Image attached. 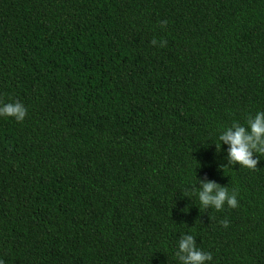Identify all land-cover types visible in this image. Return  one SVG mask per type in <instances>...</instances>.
<instances>
[{"label":"trees","instance_id":"trees-1","mask_svg":"<svg viewBox=\"0 0 264 264\" xmlns=\"http://www.w3.org/2000/svg\"><path fill=\"white\" fill-rule=\"evenodd\" d=\"M15 101L3 264H181L189 234L206 264H264V154L249 170L216 148L264 112V0H0V102ZM205 178L238 207L205 209Z\"/></svg>","mask_w":264,"mask_h":264},{"label":"clouds","instance_id":"clouds-1","mask_svg":"<svg viewBox=\"0 0 264 264\" xmlns=\"http://www.w3.org/2000/svg\"><path fill=\"white\" fill-rule=\"evenodd\" d=\"M163 27H167V21L162 22ZM153 46L157 41H151ZM167 42L160 41V46H166ZM27 115L26 107L19 101L11 103L0 102V116L15 118L17 122H22ZM247 127L239 123H233L219 135L220 141L216 148L220 150L221 143L228 145V167L239 164L249 170H256L259 159L254 158L257 153L264 154V112H258L254 117H249ZM200 182L198 198L200 204L205 208L214 207L217 211L223 209L225 203L230 208L238 207L237 193H229L227 187H223L215 181L206 178ZM225 228L229 226V221L224 219L220 222ZM196 239L193 235H184L179 240V249L176 256L181 264H206L212 260L211 253L199 250L196 246ZM3 264V261H0Z\"/></svg>","mask_w":264,"mask_h":264}]
</instances>
